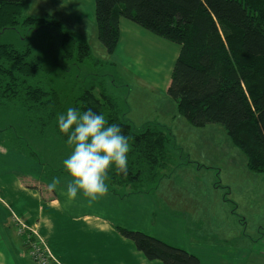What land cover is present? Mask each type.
<instances>
[{"label":"trees","instance_id":"trees-1","mask_svg":"<svg viewBox=\"0 0 264 264\" xmlns=\"http://www.w3.org/2000/svg\"><path fill=\"white\" fill-rule=\"evenodd\" d=\"M95 7L98 38L109 54L118 48L122 17L180 45L167 95L193 125L224 126L234 145L246 154L249 169L264 173V0H95ZM18 25L58 34L65 63L94 69L114 64L95 57L89 42L55 16H24L22 0H0V31ZM69 99L68 91L54 84L30 47L0 44V112L19 115L29 134L57 143L53 158L63 160L72 147L56 118L70 107ZM71 103L81 112L91 108L102 113L130 138L127 175H117L113 167L108 187L154 191L176 164L178 149L171 131L157 125L135 129L108 90L97 95L95 85L87 86ZM5 139L8 144L14 138ZM10 147L20 150L22 144L13 142ZM58 170L59 175H69L63 165ZM116 229L150 260L203 264L188 250L142 230Z\"/></svg>","mask_w":264,"mask_h":264},{"label":"rangeland","instance_id":"rangeland-1","mask_svg":"<svg viewBox=\"0 0 264 264\" xmlns=\"http://www.w3.org/2000/svg\"><path fill=\"white\" fill-rule=\"evenodd\" d=\"M89 1L94 3V0H85L78 7L67 3L61 11L55 3L36 0L34 5L37 9L33 10L43 8L38 10L40 15L45 13V9L51 11L49 13H59L64 18L66 29L84 35L89 41L95 57L113 65L94 69L87 64L65 63L58 49L61 37L48 28L18 25L17 28L0 31V44H12L18 49L30 47L54 84L68 91L70 107L81 91L95 85L97 95L105 89L117 97L123 113L135 129L141 130L148 125L169 129L178 149V159L159 180L157 194L164 199L162 207L168 203L173 208L180 206L192 211L200 210L205 218L211 219L213 229L208 228V234L216 235L214 231H219L218 237H224L229 243L238 242V245L243 241L245 249L251 239V245L257 246L255 252L259 250V255H263L264 173L249 169L246 154L234 145L224 126L218 123L193 125L179 113L177 102L165 92L164 87L169 82L175 62L173 52L179 45L167 40L171 42L169 44L161 37L151 40L143 35L128 43L124 51L119 46L112 56L98 38L97 25L91 17L93 7ZM153 44L166 48L172 57ZM171 45L172 49L168 47ZM148 47L149 50H146ZM134 57L143 58L141 64ZM7 136L14 138L8 144L5 142ZM13 142L22 144V149L10 147ZM0 144L21 154L16 160L1 158L0 170L11 168L20 171L21 168V171H29L34 182L47 194L51 191L55 195L56 190L61 188H48L54 177H59L61 184L64 182L62 176L65 174L59 175L58 170L63 165V159L59 156L53 158V147L57 150L59 145L51 139L49 141V138L42 140L29 134L19 115L0 112ZM114 194L119 200L120 194ZM204 204L208 205L207 210ZM108 208L113 220L126 217V211L111 206ZM116 226L129 229L120 223ZM240 233L242 239L236 236Z\"/></svg>","mask_w":264,"mask_h":264},{"label":"crops","instance_id":"crops-1","mask_svg":"<svg viewBox=\"0 0 264 264\" xmlns=\"http://www.w3.org/2000/svg\"><path fill=\"white\" fill-rule=\"evenodd\" d=\"M45 1L49 4L55 3L61 11L67 7V3L78 7L85 2ZM22 2L28 15L51 14L63 24L64 18L60 17L59 13H49L51 11L45 9V13L40 15L38 10L43 9L41 7L34 11L36 0ZM89 3L93 7L91 17L96 24L95 0L94 3ZM143 35L151 40L160 38L127 18L120 19L118 47L120 46L122 51L128 43ZM164 41L171 44L166 39ZM153 45L159 47L162 53L168 52L169 57H172L166 48ZM172 46L168 47L172 49ZM176 47L173 52L174 61L180 51V45ZM146 50H149V47ZM134 58L141 64L143 58ZM169 83L164 87L165 92ZM17 155L20 156V152L0 144V159L16 160ZM31 176L29 171H21V168L20 171L11 168L0 170V264H37L30 257L24 238L19 233L21 227L46 243L56 264H164L161 260L148 259L134 241L118 232L117 223L129 229L142 230L182 247L198 256L203 264H260V261L264 264V254L260 256L259 250L255 252L257 246L253 243V246L251 245V239L245 249L243 241L238 245V242L229 243L224 237H218L219 231H214L216 235L208 234L207 229L212 227L211 219L205 218V214L200 210L192 211L191 208L188 210L180 206L173 208L168 203L162 207L164 199L157 194L158 187L151 192L134 193L131 186H109L107 195L102 198L93 201L78 192L77 198L69 202L65 195L67 182L71 179L69 175L62 176L64 182L58 185L61 188L56 190L55 195L51 191L49 194L45 193L46 190L38 186ZM114 192L120 194L119 200ZM108 206L126 211V217L113 220ZM203 207L208 209L207 204ZM197 214L201 217H196ZM236 236L242 239L243 235L240 233ZM260 257L262 259H259Z\"/></svg>","mask_w":264,"mask_h":264},{"label":"clouds","instance_id":"clouds-1","mask_svg":"<svg viewBox=\"0 0 264 264\" xmlns=\"http://www.w3.org/2000/svg\"><path fill=\"white\" fill-rule=\"evenodd\" d=\"M59 131L67 136L71 153L63 160V167L71 177L66 185L68 201H74L78 192L91 200L107 195L109 171L114 167L117 175H127L130 138L118 124H109L105 116L91 108L78 111L68 107L57 114ZM59 177L52 178L48 188L60 185Z\"/></svg>","mask_w":264,"mask_h":264},{"label":"built area","instance_id":"built-area-1","mask_svg":"<svg viewBox=\"0 0 264 264\" xmlns=\"http://www.w3.org/2000/svg\"><path fill=\"white\" fill-rule=\"evenodd\" d=\"M19 233L24 238L30 257L37 264H56L55 258L46 243L32 232L26 231L24 227L19 228Z\"/></svg>","mask_w":264,"mask_h":264}]
</instances>
